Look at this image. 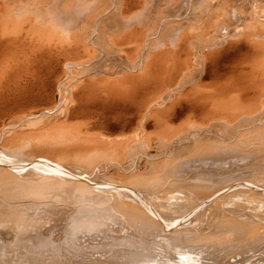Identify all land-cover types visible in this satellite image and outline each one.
Instances as JSON below:
<instances>
[{"label":"bare ground","instance_id":"1","mask_svg":"<svg viewBox=\"0 0 264 264\" xmlns=\"http://www.w3.org/2000/svg\"><path fill=\"white\" fill-rule=\"evenodd\" d=\"M166 2L183 12L155 15L148 0H0V155L15 159L0 162V264H264L231 262L264 243V225L221 213L226 190L264 189V121L254 122L264 120V4L239 17L234 0ZM243 14L256 19L228 32ZM239 36L257 44H234ZM228 57L230 72L219 68ZM249 57L254 68L237 65ZM199 59L217 80L231 73L229 85L189 86L164 111L174 80L200 78L190 66ZM183 114L194 117L184 131L175 126ZM216 125L233 140L207 136ZM247 125L248 138L237 137ZM255 193L246 199L264 205Z\"/></svg>","mask_w":264,"mask_h":264},{"label":"rangeland","instance_id":"2","mask_svg":"<svg viewBox=\"0 0 264 264\" xmlns=\"http://www.w3.org/2000/svg\"><path fill=\"white\" fill-rule=\"evenodd\" d=\"M149 2H151L150 4L148 3V7H147V10H148V12H152V13H156V14H158V13H160V12H162L163 14H169V12H168V10H166V8L168 7V6H170L169 4L167 5V2L164 4V2L166 1H163V0H156L157 2H155V3H153L155 0H153V2L152 1H150V0H148ZM168 1V0H167ZM248 1H250V2H248ZM253 2H251V0H244V2L246 3L247 2V4H245V3H243V0H242V2H241V0H234V2H235V4H233L234 6H236V7H234V11H233V15H236L237 13V15L236 16H238L239 15V17H240V15L243 13V10L246 12H244V14H246V15H248V13H247V10L248 11H252L253 9H255V8H259V6H261V4H264V0H252ZM234 2H232V3H234ZM109 3V2H108ZM111 3H112V1H111ZM111 3H109V5L108 4H106L105 6L107 7V8H109L110 7V4ZM152 3L154 4V6H152ZM156 3H158V5L156 4ZM159 3H163L164 5H166V6H164L162 9H160L161 8V6L160 5H162L163 6V4H159ZM119 4V3H118ZM124 4V5H123ZM130 5L129 3H126V6H125V3H123V2H121V4H120V6H122V9H124V8H127L128 7V5ZM155 4L158 6H155ZM251 4V5H250ZM253 4V5H252ZM240 5V6H239ZM241 5H243V6H241ZM246 5H248V6H246ZM119 6V7H120ZM125 6V7H124ZM249 6H251V8L249 7ZM151 7H157V12H156V10L154 9V10H151V9H153V8H151ZM166 7V8H165ZM171 7V6H170ZM243 9H242V8ZM245 7L247 8V7H249V8H247V9H245ZM151 8V9H150ZM182 8H185L184 6L182 7ZM236 8H237V10H236ZM242 10H241V9ZM120 10V11H123V10ZM161 11H160V10ZM168 9H170V11L172 12H170L171 14H173V13H177V12H180V10L182 11V10H184V9H180V8H169L168 7ZM177 9H179V10H177ZM251 9V10H250ZM165 10V11H164ZM175 10V11H174ZM239 10V11H238ZM240 11H241V13H240ZM165 12V13H164ZM183 12V11H182ZM182 12H180V13H182ZM254 12V11H253ZM188 13L190 14L191 13V11H188ZM187 13V14H188ZM254 13H257V12H254ZM258 13H260V12H258ZM150 14V13H149ZM155 14V15H156ZM188 14V15H189ZM243 14V15H244ZM246 15H244L243 17H244V19H245V21H242V20H244L243 18L241 19V20H239L238 21V19H239V17H238V19L236 18H234L235 20H231V21H229L230 22V24H231V27H230V24H228L229 22L228 21H225L226 23V25H224V26H227V28H228V32H230L232 29H234V24H235V22L237 21V23L238 24H240V28L241 27H243L242 25H244L245 23H246V20H248L249 21V19L250 18H248L249 16H251V18L252 19H256V16H252V14L250 15L249 14V16L247 17ZM169 16V15H168ZM242 16V15H241ZM245 16H246V18H245ZM187 17V16H186ZM185 17V18H186ZM233 18V17H232ZM258 19H259V21H260V23H264V13H261V14H258ZM185 20V19H184ZM241 21V22H240ZM234 22V23H233ZM240 22V23H239ZM243 22V23H242ZM245 22V23H244ZM241 23H242V25H241ZM233 25V26H232ZM153 26H154V24H153ZM230 27V28H229ZM230 30V31H229ZM127 31L128 30H124V31H120V33L119 32H117V34H115V35H113L112 37L114 38V40H115V37H116V40L117 41H121L122 39H123V36L125 35V33H127ZM222 31H224L225 32V29H223ZM223 33V32H222ZM195 34V33H194ZM122 35V36H121ZM180 35H182V34H179V36ZM185 35H188V36H190V37H192V38H195L194 37V35L193 36H191V34L190 33H188V34H185ZM179 36L177 35L176 37L177 38H179ZM121 37V38H120ZM191 38V39H192ZM121 39V40H120ZM232 40V42H234V44H247V45H251V44H253V45H256L257 43L256 42H250L248 39H247V36H239V37H237V38H233V39H231ZM202 41V42H201ZM200 41V43H204V44H206V45H208V49H210V50H214L215 48L217 49L218 47H220L219 45H220V43H219V41H218V44L216 43L215 45H214V43H215V41H208V40H201ZM171 43V41H167L166 43V45L168 46V44H169V46H173V45H175L176 43H179L180 41H177V39H176V41H175V44H170ZM206 42V43H205ZM210 42H211V44H210ZM241 44V45H242ZM213 45V46H212ZM217 45V46H216ZM215 46V47H214ZM90 47H92L93 49H94V45H90ZM215 49V50H216ZM95 51L97 50V48H95L94 49ZM209 50V51H210ZM231 50V48L228 50V51H230ZM206 51H208V50H206ZM205 51V52H206ZM184 55V56H183ZM115 56H117L118 57V55L117 54H115ZM179 56L181 57V60H183L182 62H183V66L185 65V66H187V58H185V56H186V51L185 50H183V51H180V54H179ZM114 58V59H112L111 58V61H113V62H118V60H120L119 59V57L118 58ZM229 58V59H228ZM226 60H222V61H220L219 63L220 64H222V65H220L219 66V68L221 69V70H226V71H229V69L230 68H232L233 66H234V64L233 63H231L232 62V59H234V57L232 58V59H230L231 57H228ZM186 61V62H185ZM198 62H190V66H197L195 69L193 68V71L195 72H193V74H194V76L196 75V72H197V77H200V78H198L197 80H196V78H194L192 81L194 82V83H189V81H187L188 79L190 80V78H188L187 76H185V79H183V77L181 78V79H183L182 81H181V79H176V80H174L173 82L175 83V85H174V83L172 82L171 84H173V92H175L174 94L175 95H173L172 93L170 94V97H172L173 99H171V100H169V98L167 99V103H166V101L164 102V109H166V110H164V111H170V104H173V103H176V102H178L179 100H185V99H187L189 96H188V91L186 90V88L187 87H189V89L192 87V88H194V87H197L198 85H202V86H204V88L207 90V91H210L216 84L217 85H220V84H222V85H229V83H230V81H231V77H230V75H231V73H229L228 75L226 74V73H228V72H226L225 74H224V77H222V78H220V79H215L214 77H213V75H210L209 74V72H208V70L209 69H207V67L208 66H204L203 64H201V62L202 61H200V59L199 60H197ZM113 62L111 63V64H113ZM204 62H206V61H204ZM208 62V61H207ZM228 62V63H227ZM234 62V61H233ZM109 63H110V61H109ZM185 63V64H184ZM197 63V64H196ZM209 65H211V64H209ZM225 65H226V67H225ZM239 67H242V68H254L255 67V65H254V63L252 62V59L249 57V58H246V59H244L243 61H241L240 63H238L237 64ZM110 66V65H109ZM108 66V67H109ZM184 66V68L183 69H185L186 67ZM200 67V68H199ZM230 67V68H229ZM196 69H198V70H196ZM200 69H201V71H202V69H203V74L201 73V71H200ZM204 69L206 70V71H204ZM233 69H235V68H233ZM230 70H232V69H230ZM186 71H188V69H186ZM198 72H200L199 74H198ZM230 72V71H229ZM206 73V74H205ZM202 75V76H201ZM205 76V77H204ZM212 76V77H211ZM207 77V78H206ZM204 78V79H203ZM233 78V77H232ZM183 82V84L185 85V83L187 84V85H183L181 82ZM185 80V81H184ZM195 80V81H194ZM200 80V81H199ZM180 82V83H179ZM201 82H203V83H201ZM180 84V85H179ZM178 87H177V86ZM181 85H183V87L181 86ZM193 85V86H192ZM176 86V88H174ZM181 86V87H180ZM184 87H185V89H184ZM182 89V90H180V89ZM174 89H177V90H174ZM188 89V88H187ZM188 89V90H189ZM180 90V91H179ZM184 91V92H183ZM185 91H186V93H185ZM177 92H178V94H177ZM185 93V94H182V93ZM179 93H180V95H179ZM176 96V97H175ZM185 96V97H184ZM183 97V98H182ZM182 98V99H181ZM173 100V101H172ZM168 104L167 106H166V104ZM59 107V108H58ZM56 106V108H54L55 109V114H58V113H56V112H58V111H60V105L59 106ZM58 108V109H57ZM167 108H168V110H167ZM54 112L52 113V114H54ZM185 114H183V115H181L180 117H181V119L179 120V119H177V121L179 120V122H176L175 121V124L177 123V125H175L176 127L177 126H179V124H182V125H180L179 127H178V129H182V131H184L185 130V124H186V122L187 123H189L194 117L193 116H191V115H186L187 116V118L184 116ZM234 115H236V114H234L233 113V116H232V118H234ZM1 117L0 118H5L4 116H6V118H8V115L7 114H4V116L3 115H0ZM58 116H62V113H61V111H60V114H58ZM182 116H184V117H182ZM231 116V115H230ZM153 117H158V115H157V113H155L154 114V116ZM191 117V118H190ZM259 116H257V118H258ZM5 118V119H6ZM79 118H81V117H79ZM78 118V119H79ZM178 118V117H177ZM195 118H197V116L195 117ZM91 119V118H90ZM81 120V119H80ZM256 120V119H255ZM257 120H258V122L259 123H256L257 122ZM256 121H254L255 122V125H260L261 124V122L262 121H264V120H260L259 121V119H257ZM189 121V122H188ZM233 122V121H232ZM220 123V122H219ZM262 123H264V122H262ZM223 124V123H222ZM184 125V126H183ZM224 125H225V123H224ZM229 125H231V124H229ZM216 126H218V127H216ZM215 126V128L213 127V130H211L209 133L210 134H207V136H210V135H212V134H215L217 137H218V142H221V141H232L233 139H232V137H231V139H230V137H228L229 139H227V135L225 136L224 134H226V133H224L223 132V130L221 129V131L223 132V134H222V132L220 131V129L218 130V128H219V125H216ZM250 125H247V127L245 126H243V127H241L242 128V130H241V128L239 129H237L236 131H235V133H236V136L238 137V131L240 132V135L239 136H241V135H243L245 138L247 137V136H249V134H250V132H251V130L250 129H252L251 128V126L249 127ZM253 126V125H252ZM262 126H264V125H262ZM151 127V128H150ZM150 127H148L147 129H149L148 130V132H149V134H150V136H152V138H155V132H156V130L154 129V126H150ZM153 127V128H152ZM248 127H249V129H248ZM233 128V127H232ZM245 128L248 130V131H250V132H248L247 130H245ZM216 130V132H215V130ZM97 130H100V129H97ZM102 130V129H101ZM235 130V129H234ZM243 130H245V131H243ZM126 131V130H125ZM154 131V132H153ZM215 133H214V132ZM232 131V130H231ZM242 131V132H241ZM211 132H212V134H211ZM221 132V133H220ZM244 132V133H243ZM126 133H128V132H126ZM154 133V134H153ZM217 133V134H216ZM248 133V134H247ZM223 135H224V137H223ZM242 136V137H243ZM225 137H226V139H225ZM236 137V138H237ZM248 138V137H247ZM145 147V146H144ZM144 147H141V149L142 148H144ZM140 149V150H141ZM156 149V147H154V146H151L150 148H148V151H150V152H152L153 150H155ZM152 150V151H151ZM220 155H222V157L224 156H226V154H223V153H218V157H221ZM143 156V155H142ZM142 156H140V159L142 158ZM144 158V157H143ZM142 158V159H143ZM137 159V160H136ZM135 160L137 161V163L135 162V164H138V160H139V158H136ZM7 163V162H14L15 163V159L14 158H11V157H8V156H5V155H0V162L1 163H5V162ZM140 161V160H139ZM111 162H108V165L110 164ZM244 161L242 160V161H238L237 163H235V162H230V163H228L229 164V168H232V167H234V168H236L237 167V165L239 166V167H241V166H243L244 165ZM234 164V165H233ZM105 165V166H104ZM104 165H100V166H102L101 168H100V166L99 167H97V169L95 170L96 171V173H97V175H99V176H97V178H99V179H105V171H102V170H106V169H109L110 168V165H109V167H106V163L104 164ZM112 165V164H111ZM246 165V164H245ZM104 167V168H103ZM20 170H23L22 168H20ZM19 169H17V171H20ZM98 170V171H97ZM95 171H94V175L93 174H91V175H89V176H91L92 178L94 177V176H96V174H95ZM101 171V172H100ZM98 172H99V174H98ZM105 175H104V174ZM101 174H103V175H101ZM260 184H262V185H264V176H262L261 177V179H260ZM109 185V184H108ZM249 185V188L246 186V185H243V184H239V186H236V188L234 187V190H236V191H233L234 193H239V191H238V189L240 190V192H246L247 194L246 195H236L237 196V198H236V196L234 195L233 196V193H232V191H231V189H230V191L228 190V192H223V194H225V195H222V196H224L223 198H224V200H225V204H223L222 205V207L223 208H221V209H223L222 211H221V213L223 214V212H224V214L226 213L228 216H233V217H235V218H238V219H240V220H244V221H246V222H249V223H252V222H254V223H259L258 225H260L261 227H262V225H264V223H262V222H264V212H262V211H264V210H262V209H264V205H262V204H258L255 200H252V199H249V200H247L246 199V197L247 196H249V191H250V195L253 193V195H254V193H255V191H256V193H255V195H258V196H261V197H264V196H262V195H264V189H261V188H259V187H254L255 188V190H254V188H250V187H252V185H250V184H248ZM242 186H245V188H243ZM237 187H238V189H237ZM245 189V190H244ZM246 189H248L249 191H246ZM253 191H252V190ZM233 190V189H232ZM241 190H244V191H241ZM261 190V191H260ZM257 191H259L258 193H257ZM252 192V193H251ZM262 194H261V193ZM228 193V194H227ZM232 194V195H231ZM228 195V196H227ZM227 197V199H226V197ZM229 196H231V197H229ZM242 196V197H241ZM244 197V198H243ZM250 197V196H249ZM229 199H230V201H229ZM237 199H240V200H238V201H242L241 203H242V206H240L239 204V206L237 205V203L235 202ZM246 199V200H245ZM140 200H142V199H140ZM233 200V201H232ZM245 200V201H244ZM244 201V202H243ZM235 204V206H234V204ZM245 203H246V205H245ZM62 204H64L63 202H62ZM254 205V207L252 208V207H247L246 209H245V207L244 206H251V205ZM65 205V206H64ZM63 205V207H65V208H67V207H71L72 206V204H68V203H65ZM244 205V206H243ZM259 205V206H258ZM258 206V207H257ZM262 206V207H261ZM227 207V208H226ZM230 207V208H229ZM237 207H239V208H237ZM242 207V208H241ZM259 207H261V208H259ZM224 208H226L225 210H224ZM233 208V209H232ZM244 208V209H243ZM252 208V209H251ZM258 208V209H257ZM237 209H239V210H237ZM251 209V210H250ZM255 211H254V210ZM230 210L232 211L231 212V214H230ZM237 210V211H236ZM241 210V211H240ZM244 210V211H243ZM195 211V210H194ZM194 211H191L190 213H189V215H187V216H185L182 220H180L179 222H177L175 225H174V227L176 228H178V227H180V228H183V227H186L187 225H188V223L186 224L185 223V220H186V218L187 217H189V216H192L191 214H193V212ZM240 211V212H239ZM248 211V212H247ZM257 211V212H256ZM237 212H239V213H241V214H238ZM247 212V213H246ZM251 212V213H250ZM262 212V214H261V216H260V213ZM229 213V214H228ZM233 213H235V214H233ZM246 213V214H245ZM253 213H257V214H254L253 215ZM258 213H259V215H258ZM225 214V215H226ZM243 214V215H242ZM250 214V215H249ZM226 215V216H227ZM247 215H249V216H247ZM241 216V217H240ZM256 216H259V217H256ZM240 217V218H239ZM246 217V218H245ZM249 217V218H248ZM66 218V217H65ZM255 218V219H254ZM259 221H258V220ZM252 220V221H251ZM183 222V223H182ZM179 224H182L181 226L179 225ZM186 224V225H185ZM52 225V224H51ZM184 225V226H183ZM56 227H58V225L57 226H54V227H52L51 229H52V234H54V235H56L57 234V232H58V229H56ZM50 228V227H49ZM262 228H264V227H262ZM262 230H264V229H262ZM56 233V234H55ZM251 249H252V251H251ZM256 249L258 250V252L256 251ZM248 250V251H247ZM260 250V251H259ZM245 251H247L248 252V254H247V252L245 253ZM250 251H251V253H250ZM242 252H244V253H242ZM240 253V252H239ZM238 252L237 253H234V255H235V257L234 258H232L231 257V262H233V260L235 261V260H239V261H241L242 260V262L243 261H245V262H243V263H248L250 260L252 261V260H257V259H259V260H261L262 258H264V257H262V256H264V243H261V242H258V244L256 243L254 246H250V247H248L246 250H241V254L240 255H238L239 254ZM249 253H250V255H249ZM254 254H255V256H254ZM228 255H230V254H228ZM238 255V256H237ZM242 255V256H241ZM247 255V256H246ZM249 255V256H248ZM257 255V256H256ZM241 256V257H240ZM243 256H244V258H243ZM246 256V257H245ZM254 257V258H253ZM236 258V259H235ZM242 258V259H241ZM257 258V259H256ZM241 259V260H240ZM244 259V260H243ZM246 259H248V261H246Z\"/></svg>","mask_w":264,"mask_h":264}]
</instances>
